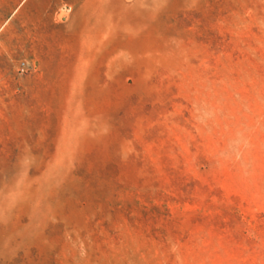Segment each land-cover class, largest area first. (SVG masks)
I'll return each mask as SVG.
<instances>
[{"label":"rangeland","instance_id":"obj_1","mask_svg":"<svg viewBox=\"0 0 264 264\" xmlns=\"http://www.w3.org/2000/svg\"><path fill=\"white\" fill-rule=\"evenodd\" d=\"M0 264H264V0H0Z\"/></svg>","mask_w":264,"mask_h":264}]
</instances>
